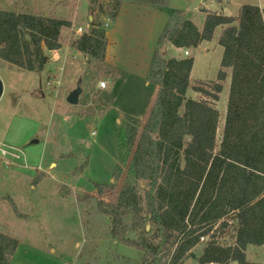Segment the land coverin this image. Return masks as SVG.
<instances>
[{"label":"trees","instance_id":"16d2710c","mask_svg":"<svg viewBox=\"0 0 264 264\" xmlns=\"http://www.w3.org/2000/svg\"><path fill=\"white\" fill-rule=\"evenodd\" d=\"M109 1L106 14L114 21L123 2L165 8L170 0ZM201 11V27L185 10L170 11L147 73L157 91L144 125L128 123L117 129L120 158L135 139L137 144L116 199L96 194L114 188L113 183L93 182L95 191L80 193L78 200L95 199L98 211L84 213L109 218L110 237L137 249L140 264H183L188 257L200 264H264L246 256L249 245H264V8L244 4L236 16ZM99 17L70 46L104 60L108 37ZM72 26L71 18L0 8V61L40 73L49 63L45 50H60ZM218 27H223L217 38L223 55L217 78L192 86L195 56L190 50L213 40ZM166 43L168 52L182 49L188 56L163 57ZM229 76L219 140L221 115L215 102ZM190 88L200 97H188ZM122 172L117 164L114 177ZM36 174L35 184L43 180L40 171ZM14 210L22 216L15 205ZM130 232L137 237L128 236ZM19 244L0 231V264L11 263Z\"/></svg>","mask_w":264,"mask_h":264},{"label":"rangeland","instance_id":"374dc122","mask_svg":"<svg viewBox=\"0 0 264 264\" xmlns=\"http://www.w3.org/2000/svg\"><path fill=\"white\" fill-rule=\"evenodd\" d=\"M202 4L215 8L210 0H178L174 1L173 8L185 10L201 26L204 23ZM91 5L95 7L93 11ZM109 5V0L97 3L92 0H0L2 9L71 18L76 28L82 26V34L91 29L90 21L98 15L108 31L112 25L106 14ZM100 7L104 13L100 14ZM139 11L132 10L124 17L128 25L124 31L132 35L128 37L131 42L135 41L134 36L136 41H150L156 36L140 21L150 15L145 10ZM156 22L154 28L161 33L165 24L160 25L158 17ZM73 28L67 32L63 48L45 50L49 63L40 73L0 61V79L4 84L0 99V144L20 149L28 165L0 166V231L18 239L21 249H26L24 255H18L22 262L16 264H53L54 257L62 258L64 264H140L137 249L110 237L109 218L84 213L98 211L95 199L80 203L78 196L92 194L93 182L113 183L114 188L95 193L108 201L116 199L137 144L135 139L120 158L117 129L128 123L143 127L157 85L152 81L146 84L140 77L139 69L146 66L148 59L129 58V54L116 56L110 52L105 64L103 60L73 50L71 42L82 35ZM222 29L217 28L213 40L190 50V55L195 56L192 86L198 80L217 78L223 55L217 38ZM168 54L188 56L175 48ZM135 71L137 75L132 74ZM80 76L84 91L79 103L73 105L66 98ZM100 81H106V88L98 86ZM229 84L230 76L215 102L221 115L218 136L223 131ZM187 96L198 98L200 94L190 88ZM117 164L123 170L118 179L114 177ZM37 171L43 174V181L35 184ZM144 184L141 182L142 187ZM14 205L22 216L17 215ZM128 236L136 238L137 232H130ZM202 247L198 245L194 252L199 254ZM246 256L249 261L264 262V245H249ZM183 264L200 263L188 257Z\"/></svg>","mask_w":264,"mask_h":264},{"label":"crops","instance_id":"0c3cea01","mask_svg":"<svg viewBox=\"0 0 264 264\" xmlns=\"http://www.w3.org/2000/svg\"><path fill=\"white\" fill-rule=\"evenodd\" d=\"M174 1L176 2L178 0H170L168 6L165 8L154 6V5H148V4H141V3L139 4V3H135V2H123L121 7H120V10L118 12L116 19L114 21H112V25L107 31L108 44H107V49H106V57L103 60L104 63L106 64L108 62L110 52L116 56L117 55L119 56V54H122V55L123 54H129V56H128L129 58H135V59L136 58L137 59L142 58L145 60L148 59L146 66L143 65V67L139 69V73H140V77H143L145 79L146 84H149L151 81L148 80L147 73H148V69L150 66V62H151L155 47L157 45L158 38L161 34L160 32H158V29L154 28L156 23H157L156 18L158 17V20L160 21V25H162V24L166 25V22L168 21V18L170 16V13H168V12L171 10H178V9L173 8V7H175ZM244 4L258 5L261 8H264V0H210V5L211 6L213 5L215 8H209L206 4H202L201 7L206 8V9H210L213 11H219V12H222V13L229 15V16H236V15H238V14H236L237 11L239 13V9ZM130 6H133V7H130ZM137 6H144V7H137ZM136 9H137V11L140 10L141 12H144L142 10H145L150 15L149 18H144L145 21L140 20L142 23L145 22V25L149 26L147 28H149L150 30H152L153 33L156 34V36L153 39H151L150 41H148V40L136 41L137 37L134 36L135 41L131 42L128 40V37H130L132 35H130L126 31H124V29L128 30V25H126L127 23L124 22V17L129 16L130 15L129 12L132 10H136ZM134 24H137V23L134 21ZM73 26L74 27L76 26V24H74V22H73ZM73 26H72V28H73ZM122 26H123V28H122ZM75 28H73V29H75ZM205 42L206 41L201 42L197 49H199ZM176 50L180 53L184 52L182 49H176ZM77 52H79V51H77ZM193 68H194V66H193ZM192 71H193V69H192ZM132 74L137 75V72L135 71ZM98 86H99V84H98ZM106 86L105 87L99 86V87L100 88H106ZM27 249L31 250V247H28ZM25 251H26V249H23V250L21 249V242H20V244L16 250V253L14 254V257H13L10 264H16V263L22 262L21 257H18V255H22ZM37 252H38V254H41V250H37ZM53 259H54L52 261L53 264L57 263V262H58V264H64L62 258L56 259L54 257Z\"/></svg>","mask_w":264,"mask_h":264},{"label":"built area","instance_id":"2783aa9c","mask_svg":"<svg viewBox=\"0 0 264 264\" xmlns=\"http://www.w3.org/2000/svg\"><path fill=\"white\" fill-rule=\"evenodd\" d=\"M76 30L80 34H82L83 32L82 26H79L78 28H76ZM185 53L188 54V51H185ZM106 85L107 83L105 81L99 82L100 87H105ZM0 166L7 168H16L28 165L26 162V157L23 155L20 149L0 144ZM201 240L204 241L205 238L201 237Z\"/></svg>","mask_w":264,"mask_h":264},{"label":"water","instance_id":"95a60500","mask_svg":"<svg viewBox=\"0 0 264 264\" xmlns=\"http://www.w3.org/2000/svg\"><path fill=\"white\" fill-rule=\"evenodd\" d=\"M168 49H169V46L166 43L165 46L163 47L162 51H161L163 57H165V58L168 56ZM3 91H4V84H3L2 80L0 79V99L2 97ZM83 91H84V88H83V84H82V76H80L76 87L68 93L67 98H66L67 102L70 104H73V105H77L79 103V100H80V95L83 93ZM221 138H222V135L218 136L219 140H221ZM147 228L149 229V226Z\"/></svg>","mask_w":264,"mask_h":264}]
</instances>
